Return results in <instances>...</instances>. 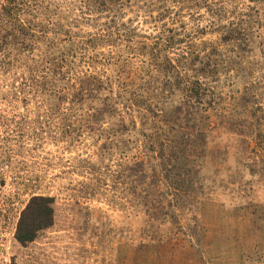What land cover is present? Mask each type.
<instances>
[{
  "label": "rangeland",
  "instance_id": "1",
  "mask_svg": "<svg viewBox=\"0 0 264 264\" xmlns=\"http://www.w3.org/2000/svg\"><path fill=\"white\" fill-rule=\"evenodd\" d=\"M46 2L55 10L49 20L69 24L78 39L104 30L115 14L114 27L134 29L135 42L178 35L183 43L164 50L168 59L216 49L224 69L204 81L215 105L203 113L205 150L179 200L162 185L157 196L150 179L141 183L131 135L126 148L128 134L116 132L115 148L104 150L111 124L88 132L84 105L46 110L35 94L27 103L11 99V79L0 76V264H264V0H120L117 13L88 12L83 0ZM129 46L100 44L76 71L109 80L113 95L129 82L124 95L143 102L139 77L147 81L141 61L148 58L133 57ZM119 58L128 64L116 67ZM164 99V106L180 101ZM131 112L124 121L136 124ZM34 196L52 199L53 222L20 244L17 223Z\"/></svg>",
  "mask_w": 264,
  "mask_h": 264
},
{
  "label": "trees",
  "instance_id": "2",
  "mask_svg": "<svg viewBox=\"0 0 264 264\" xmlns=\"http://www.w3.org/2000/svg\"><path fill=\"white\" fill-rule=\"evenodd\" d=\"M83 1L88 12L106 9L117 13L122 5L120 0ZM47 4L46 0H0V76L11 79L5 86L6 95L11 99L21 98L22 103L29 102L30 94L38 95L41 99L39 106L44 105L46 110L59 109L56 104L63 103L68 104L65 109L70 111L75 107L80 110L84 105L86 131L102 132L105 124L112 126L113 131L103 144V149L115 148L118 140L112 137L116 132L121 136L128 134L127 148L131 135L136 142L137 156H134L133 170L140 174L141 183L146 184L145 181L150 179L148 187L150 189L153 185L157 196H161L158 185H162L164 189L174 192H169L171 197L176 196L179 200V193L183 194L179 189L191 186L198 170L196 163L206 146L204 123L208 118L203 113L206 107L215 105L216 96L204 81L224 69L214 59L216 49H211L202 58L198 52H183L178 59H168L164 50H173L183 43L178 35L156 37L149 45L143 41L135 42L134 29H128L125 24L114 27L115 14L105 24L104 30L96 29L94 35L78 39L71 32L69 24L62 26L58 21L49 20L50 12L55 10H50ZM60 35L62 38H59ZM114 40L131 44L128 50L133 57L148 58L141 61L146 66L143 69L147 81L139 77L144 81L141 84L145 92L143 102L138 100L139 96L135 93L124 95V88L132 86L129 82L125 86L122 84V91L113 95L109 80L102 81L91 74L76 71L78 63L89 65L98 56V53L90 54L98 45H108ZM24 54L28 55L23 59L21 56ZM26 60L29 64H26ZM126 64V59L119 58L115 66L124 67ZM103 91H106L105 95ZM97 95L99 98H95V101L98 104L93 105L92 100ZM176 95L180 100L176 104L164 106L160 102L163 98L165 101ZM131 111L138 114L136 124L124 121L123 113ZM115 117L118 119L114 122ZM66 133L72 137L74 132L68 129ZM77 133L76 137L80 138L81 133ZM148 155L155 163L146 161ZM150 171L153 174L149 177ZM52 222V199L31 197L21 212L15 238L20 244L30 243Z\"/></svg>",
  "mask_w": 264,
  "mask_h": 264
}]
</instances>
